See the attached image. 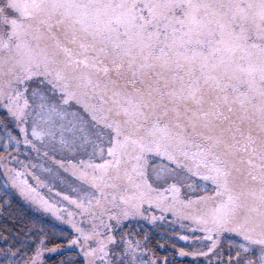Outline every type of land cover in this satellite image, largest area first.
Masks as SVG:
<instances>
[{"label": "snow or ice", "instance_id": "snow-or-ice-1", "mask_svg": "<svg viewBox=\"0 0 264 264\" xmlns=\"http://www.w3.org/2000/svg\"><path fill=\"white\" fill-rule=\"evenodd\" d=\"M0 264H264V0H0Z\"/></svg>", "mask_w": 264, "mask_h": 264}]
</instances>
